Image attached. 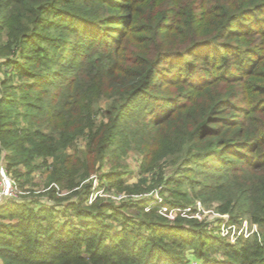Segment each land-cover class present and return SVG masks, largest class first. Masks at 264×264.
I'll return each instance as SVG.
<instances>
[{"label": "trees", "instance_id": "1", "mask_svg": "<svg viewBox=\"0 0 264 264\" xmlns=\"http://www.w3.org/2000/svg\"><path fill=\"white\" fill-rule=\"evenodd\" d=\"M81 1L0 0V31H6L21 58L12 57L11 45L2 49L9 54L6 67L18 73L20 84H11L8 73L0 78V162L5 153L9 169L25 164L27 172L20 179L46 167L47 179L59 187L45 193L53 204L40 209L34 201L0 207L3 264H185L183 251L194 246L200 259L224 256L212 264H264L258 238L233 245L213 237L208 243L202 231L167 223L157 214L159 206L135 217L125 211L128 203L97 197L86 204L93 176L104 170L117 139L126 137L122 131L128 121L143 126V112L137 108L142 96L143 105H159L148 123L159 126L179 112L189 127L185 137L199 143L189 148L190 166L183 175L164 181L166 191L181 200L163 205L172 209L193 203L185 190L190 185L195 198L222 201L224 215L246 201L245 214L264 227V121L250 128L243 118L229 120L239 94L221 89L222 84L244 83L247 103L264 111V0H209L200 6L193 0ZM107 5L119 9L108 22L115 26L90 16ZM45 30L64 31L56 38ZM68 33L76 39L77 77L63 75L61 59L69 57L60 51L67 49ZM132 38L139 50L124 64L121 53ZM95 44L103 48L100 53L92 49L93 55L88 51ZM83 48L89 49L82 53ZM174 83L186 84L190 94L197 92L205 100L200 110L153 94ZM95 96L111 102L108 121L99 126L93 119ZM21 113L27 127L18 120ZM87 129L85 152H67ZM164 148L162 154L151 151L153 163L167 155L169 147ZM39 159L42 163L35 164ZM103 175L101 179L123 183L117 172ZM63 191L70 196L57 198ZM57 204L65 208L67 221L58 220Z\"/></svg>", "mask_w": 264, "mask_h": 264}, {"label": "rangeland", "instance_id": "2", "mask_svg": "<svg viewBox=\"0 0 264 264\" xmlns=\"http://www.w3.org/2000/svg\"><path fill=\"white\" fill-rule=\"evenodd\" d=\"M84 1L85 0L79 3H83ZM186 1L192 2V0ZM193 1H196L198 6L204 2H206V4L209 2V0ZM244 1L248 2V0ZM235 2L237 4L240 0H235ZM118 13H120L118 8L107 5L105 10L91 12L90 16L92 15L94 18H98L97 20L102 21L105 25L115 26L113 23L108 22L112 21V18L118 15ZM63 31L64 30H45L43 33L47 35L52 34L53 37L60 38ZM5 32L6 31H0V78H4L6 73H8L11 78V84L17 86L20 84L19 75L14 72L11 67H6L5 62L8 60L7 56L9 54L3 55L2 49L5 51V48L11 45L12 57L15 59L21 58L14 53L17 46L14 42L11 44ZM65 38L67 41L65 44L67 49L61 50L60 55H66L69 59L66 57H62L61 59V64L65 66L63 75L77 77L78 68L81 64L79 65L80 59H78V53L73 52L76 49V39L71 33H68ZM102 48L103 46L101 44H95L88 52L93 53L94 51L100 53ZM122 49L124 50V47ZM87 50L83 48V50L79 51L86 53ZM138 50V43L135 38L130 39L125 51L121 53H124L122 63L130 64L129 58ZM6 53H10V50L5 52V54ZM93 55L95 54L93 53ZM54 68L59 70L58 65H55ZM189 89V86L186 84L176 85L174 83L167 85L163 92L153 94H156L160 99L171 100L177 98L180 106L190 104L194 107H198L200 110L205 104V100L202 97L198 98L197 96L199 94L197 92H195L194 95L190 94L191 92ZM221 89L225 94H229L232 90L236 89L239 94L234 102L235 108L230 110L229 117H227L229 120L243 118L247 120V124L250 128L264 121V111L261 108L258 110L256 107H252V105L247 103L246 100H248V95L244 83L222 84ZM95 98L96 101L93 104V119L95 124L99 126L102 122L108 121V118L105 117V112L108 110L111 102L109 98L105 96H95ZM143 98L142 96L138 98L137 104L139 105L137 108L143 112L141 124L143 126L147 124L148 126L143 127L138 125L139 123H136L135 119L128 121V128L122 131L125 132L124 134H126V137L121 135L117 139L112 148L107 152L104 170L93 176L94 183L92 194L86 204L91 205L97 197L111 200L118 205L123 202L128 203L130 207L125 209V211L135 217H144L145 213L148 214L150 212L152 206H159L157 214L166 218L167 223H182L184 226L192 227L193 230L202 231L204 235L206 234V236H208L206 237L208 243H211L213 237L223 239L233 245L242 241V239L258 238L259 242L263 244L264 247V227L259 223L253 222V220L245 214L246 201L244 200H241V202L237 204L234 213L224 215L219 210L222 201L216 198L208 199V201L203 202L194 197L193 191L189 190L190 185H187L185 190L189 192V199L191 202L193 201V203L185 208L175 207L172 209L163 205L165 200H181L172 197L171 192L166 191L164 181L183 175L185 167L190 166L187 161L189 157V148L194 146V144L199 146V143H192L185 137L184 132L189 130V127L185 123L182 114L179 112L171 115L159 126H153V124L148 123L149 116L152 115L151 112L157 111L159 105L146 106L149 101L143 105ZM151 98L152 96H150V99ZM145 112H148V115H146ZM137 115L139 114H135V116ZM18 120L24 123V127H27V123H25L26 117L23 113L19 114ZM124 125H126V122ZM88 130L89 129L84 133L85 135H81L73 141L74 145L69 147L67 152L71 154H74L76 151L80 154L85 152L88 142ZM165 145L169 147L167 155L153 163L151 161V151H158L162 154L166 150L164 148ZM52 162L53 160L50 159L49 163L52 164ZM41 163L42 160L39 159L35 164ZM152 165H155L154 169L149 170ZM49 166L52 167L53 165ZM41 169L42 170L35 171L28 179H20L19 174L27 172L26 165L18 163V165H14L12 169H9L6 154L3 153L0 162V207L16 201H34V203L32 202L33 206L37 209L42 208L45 204H53V199L45 193L53 187L57 189H59V187L53 182L50 183L47 179L44 173L46 167ZM111 171L119 173L123 181L122 185L117 184V180L111 181L108 179H101V177L104 176L103 174ZM191 175V173H186V176ZM214 181L217 182L216 179ZM260 181L259 179L258 183ZM20 184L24 186L21 188ZM170 186L174 188V185ZM69 194V191H63L58 194L57 198H66ZM57 207L59 209L58 220L60 222L67 221L68 218L62 214L65 208L61 207L59 204H57ZM5 221L9 222V220ZM116 226L118 227L116 230H119L120 226L118 223H116ZM196 250L194 246L188 247L183 251L182 255L185 264H212V261L224 259L221 253L210 255V259L212 258L210 261L200 259ZM0 264H3L2 259H0Z\"/></svg>", "mask_w": 264, "mask_h": 264}, {"label": "built area", "instance_id": "3", "mask_svg": "<svg viewBox=\"0 0 264 264\" xmlns=\"http://www.w3.org/2000/svg\"><path fill=\"white\" fill-rule=\"evenodd\" d=\"M9 192V191H8Z\"/></svg>", "mask_w": 264, "mask_h": 264}]
</instances>
